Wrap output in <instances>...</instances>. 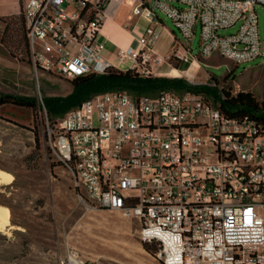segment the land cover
Returning a JSON list of instances; mask_svg holds the SVG:
<instances>
[{
  "label": "built area",
  "instance_id": "2783aa9c",
  "mask_svg": "<svg viewBox=\"0 0 264 264\" xmlns=\"http://www.w3.org/2000/svg\"><path fill=\"white\" fill-rule=\"evenodd\" d=\"M110 1L25 0L34 68L68 79L111 67L153 75L164 61L151 56L162 12L183 37L172 51L179 61L195 60L198 31L200 56L237 65L261 57L264 71L255 10L264 0H125L147 25L117 46L116 62L100 38ZM49 137L86 205L134 219L141 240L159 242L162 264H264V128L254 119L231 117L201 94L110 90L64 112Z\"/></svg>",
  "mask_w": 264,
  "mask_h": 264
},
{
  "label": "rangeland",
  "instance_id": "374dc122",
  "mask_svg": "<svg viewBox=\"0 0 264 264\" xmlns=\"http://www.w3.org/2000/svg\"><path fill=\"white\" fill-rule=\"evenodd\" d=\"M24 1L19 4L22 10ZM18 3L0 0V11L17 9ZM262 5L256 11L263 18ZM158 15L177 40L183 41L171 19L162 12ZM3 28L0 20V99H10L0 103V170L12 175L13 181L0 183V205L8 210L10 220L8 229L0 233V264H66L68 255L101 264H162L158 251L152 254L143 248L134 219L86 205L83 189L52 153L49 133L60 116L49 118L44 105L45 100L68 97L73 91L71 82L36 70L24 50L11 51L2 42ZM158 38L160 54L171 65L165 61L153 68L156 71L168 68L166 76L183 77L194 86L215 85L219 92H251L258 101L264 99L261 57L238 65L218 54L202 57L197 31L191 54L199 67L179 72L174 69L178 59L170 52L172 47L167 53L168 45L162 36ZM14 98L31 103L19 104ZM261 213L264 217V210Z\"/></svg>",
  "mask_w": 264,
  "mask_h": 264
},
{
  "label": "trees",
  "instance_id": "16d2710c",
  "mask_svg": "<svg viewBox=\"0 0 264 264\" xmlns=\"http://www.w3.org/2000/svg\"><path fill=\"white\" fill-rule=\"evenodd\" d=\"M19 4H20V0ZM21 5V4H20ZM19 5V11L8 15H1L0 20L4 24L3 44L11 51L24 50L28 56L29 48L26 38V22L23 10ZM177 65V64H176ZM181 70H186L189 63L177 66ZM73 87L72 93L65 99H57L52 102L45 100L44 105L49 118L61 116L67 110L76 107L80 102L92 94L110 91L125 90L134 95L150 94L157 95L163 91L176 93L191 92L201 94L206 100L221 108V110L236 118L248 117L254 119L264 128V99L258 101L251 92H238L230 94L229 91L219 92L214 86H194L183 77H169L163 75L143 76L135 69H120L111 67L103 74L88 73L69 79ZM6 96L2 101H9ZM19 104H30L27 99L14 98ZM143 248L152 254H156L160 249L158 241H143Z\"/></svg>",
  "mask_w": 264,
  "mask_h": 264
},
{
  "label": "crops",
  "instance_id": "0c3cea01",
  "mask_svg": "<svg viewBox=\"0 0 264 264\" xmlns=\"http://www.w3.org/2000/svg\"><path fill=\"white\" fill-rule=\"evenodd\" d=\"M256 6H255V10H256ZM262 6L264 7V5ZM1 7L2 4H0V8ZM2 10L3 11H0V16L17 13L19 11V3L17 9L14 8L12 10H8V9H2ZM263 14H264V10H263ZM146 25H147V20L143 16H132L131 10L129 6L126 4L125 0H111L105 9V19L103 21L100 31V38L102 40H105L107 45V51L105 52L106 57L109 60L116 62L114 58V53L116 51L117 46L122 48H127L128 46L132 45L134 43V40L142 35ZM258 31H259V35L263 37L264 16L262 18L258 15ZM158 33L159 36L163 37L165 44L168 45L166 47V49L168 48L167 53L170 51L171 47L172 50L170 52L173 53L172 51L180 41L177 40L173 30H170L164 25V21L161 17H160V23L158 25ZM157 41L152 48V53H151L152 57H154L155 55H159L160 57H162V55L160 54V47L157 45ZM162 58L164 59L162 63L166 61L169 66L171 65L170 62H168L167 59H165V56ZM184 63H189V62H183L178 60V64L175 66L174 69L179 72H186V71L190 72L192 71L193 66H195L192 62L189 63V67L186 70H181L180 68L177 67L180 64H184ZM198 67L199 64L195 66V68ZM169 71L170 70H168V68L164 71H158V70L156 71V69H153V75L166 76L168 75V73H170ZM263 210L264 208L260 210V213ZM262 218L264 221L263 216Z\"/></svg>",
  "mask_w": 264,
  "mask_h": 264
},
{
  "label": "bare ground",
  "instance_id": "6f19581e",
  "mask_svg": "<svg viewBox=\"0 0 264 264\" xmlns=\"http://www.w3.org/2000/svg\"><path fill=\"white\" fill-rule=\"evenodd\" d=\"M12 181H13L12 175H10L9 173H7L5 171L0 170V183H3L4 185H8V184H11ZM8 226H10L9 212L6 208H4L0 205V233L4 234V232ZM68 257L74 261H78L72 255H68Z\"/></svg>",
  "mask_w": 264,
  "mask_h": 264
}]
</instances>
